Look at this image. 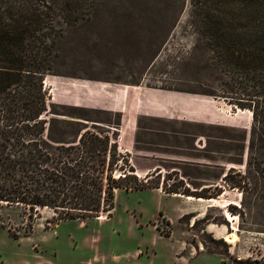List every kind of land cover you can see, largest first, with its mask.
I'll return each instance as SVG.
<instances>
[{
    "label": "rangeland",
    "instance_id": "374dc122",
    "mask_svg": "<svg viewBox=\"0 0 264 264\" xmlns=\"http://www.w3.org/2000/svg\"><path fill=\"white\" fill-rule=\"evenodd\" d=\"M247 3L96 0L88 17L66 28L53 73L43 77L48 108L100 94V104L81 107L110 114L82 113L85 125L111 133L108 124L117 123L113 175L148 181L114 189L112 208L97 218L54 220L49 208H2L0 264L111 263L147 246L151 264H178L180 255L183 264H264V180L246 167L251 111L232 103L231 79L217 70L209 39L212 21L259 9ZM125 118L132 130L118 142ZM176 188L218 194L187 200L168 192Z\"/></svg>",
    "mask_w": 264,
    "mask_h": 264
},
{
    "label": "trees",
    "instance_id": "16d2710c",
    "mask_svg": "<svg viewBox=\"0 0 264 264\" xmlns=\"http://www.w3.org/2000/svg\"><path fill=\"white\" fill-rule=\"evenodd\" d=\"M247 1L250 8L259 9L212 21L209 39L219 57L217 70L231 79L232 103L251 111L246 167L264 180V0ZM95 4L96 0H0V210L49 208L54 220H85L112 208L114 189L146 187L148 178L113 175L117 123L108 124L114 127L110 133L83 122L89 120L82 114L88 111L110 114L81 107L100 104V94H86L71 106L57 104L62 110L48 108L43 77L53 73L57 43L67 27L89 16ZM141 106L149 111L147 102ZM115 107L108 110H133ZM68 108L76 112L63 110ZM124 120L118 142L132 130ZM168 192L203 199L218 194L188 188ZM253 263L246 258L231 264Z\"/></svg>",
    "mask_w": 264,
    "mask_h": 264
},
{
    "label": "crops",
    "instance_id": "0c3cea01",
    "mask_svg": "<svg viewBox=\"0 0 264 264\" xmlns=\"http://www.w3.org/2000/svg\"><path fill=\"white\" fill-rule=\"evenodd\" d=\"M129 89V88H128ZM136 89L137 88H135V90H133L134 91V93H136ZM138 89H141V88H138ZM136 94H134V96H135ZM133 109V108H132ZM134 110V109H133ZM149 247L147 246V250L145 249V252H144V250H141V249H139L138 247L136 248V250L133 252V253H131L130 255H127L126 257H127V259H124V258H119V257H114L113 258V261L111 262V263H107V261H104L103 260V262H99L98 260H96V261H92V260H89V258H84L83 260H81V261H79L77 264H151V260L149 261V262H147L146 260H144V255L145 256H147V257H149L148 255H149V253H147L148 252V250H150V249H148ZM141 250V251H140ZM151 251V250H150ZM152 255H154V252L152 253ZM179 256V255H178ZM97 259V258H96ZM177 259H179V260H177L179 263L178 264H183L184 262H185V260H184V258L183 257H181V255H180V257L179 258H177ZM40 260V259H39ZM37 261V263H40V261ZM183 260V262H181ZM115 261V262H114ZM47 262H49L48 260H47ZM19 263V262H18ZM23 264V263H22ZM51 264H54L53 262H51Z\"/></svg>",
    "mask_w": 264,
    "mask_h": 264
},
{
    "label": "bare ground",
    "instance_id": "6f19581e",
    "mask_svg": "<svg viewBox=\"0 0 264 264\" xmlns=\"http://www.w3.org/2000/svg\"><path fill=\"white\" fill-rule=\"evenodd\" d=\"M173 196H177V197H183L187 200H200V197H195V196H191V195H183V194H178V193H173ZM227 242H232L235 241V236H225L224 238Z\"/></svg>",
    "mask_w": 264,
    "mask_h": 264
},
{
    "label": "water",
    "instance_id": "95a60500",
    "mask_svg": "<svg viewBox=\"0 0 264 264\" xmlns=\"http://www.w3.org/2000/svg\"><path fill=\"white\" fill-rule=\"evenodd\" d=\"M84 122V121H83ZM84 123H86V122H84Z\"/></svg>",
    "mask_w": 264,
    "mask_h": 264
}]
</instances>
